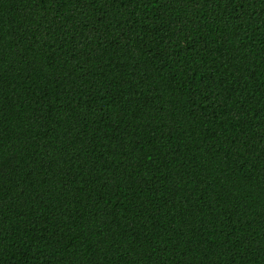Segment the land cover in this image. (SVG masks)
<instances>
[{
	"label": "trees",
	"instance_id": "obj_1",
	"mask_svg": "<svg viewBox=\"0 0 264 264\" xmlns=\"http://www.w3.org/2000/svg\"><path fill=\"white\" fill-rule=\"evenodd\" d=\"M0 264H264V0H0Z\"/></svg>",
	"mask_w": 264,
	"mask_h": 264
}]
</instances>
